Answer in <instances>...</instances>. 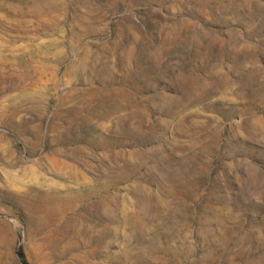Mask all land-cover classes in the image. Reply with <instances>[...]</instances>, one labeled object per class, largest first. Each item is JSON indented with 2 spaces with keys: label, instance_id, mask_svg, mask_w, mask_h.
Listing matches in <instances>:
<instances>
[{
  "label": "rangeland",
  "instance_id": "1",
  "mask_svg": "<svg viewBox=\"0 0 264 264\" xmlns=\"http://www.w3.org/2000/svg\"><path fill=\"white\" fill-rule=\"evenodd\" d=\"M264 264V0H0V264Z\"/></svg>",
  "mask_w": 264,
  "mask_h": 264
},
{
  "label": "trees",
  "instance_id": "2",
  "mask_svg": "<svg viewBox=\"0 0 264 264\" xmlns=\"http://www.w3.org/2000/svg\"><path fill=\"white\" fill-rule=\"evenodd\" d=\"M16 256L19 259L20 264H27L25 257L20 249L16 251Z\"/></svg>",
  "mask_w": 264,
  "mask_h": 264
}]
</instances>
